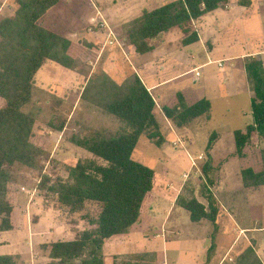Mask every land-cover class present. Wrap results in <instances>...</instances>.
I'll use <instances>...</instances> for the list:
<instances>
[{"label":"trees","instance_id":"obj_1","mask_svg":"<svg viewBox=\"0 0 264 264\" xmlns=\"http://www.w3.org/2000/svg\"><path fill=\"white\" fill-rule=\"evenodd\" d=\"M0 11V232L11 231L15 223V198L12 188L23 182L24 173L36 180L37 197L67 218L78 216L71 223L84 222L75 229L71 240L42 245L47 262L41 264H155L151 253L105 256L103 245L114 237L126 235L140 218L141 209L153 187L152 169L137 163L133 153L144 139L155 146L161 117L172 129L181 131L194 120H209L211 104L206 99L194 100L175 94L157 108L138 76L129 68L125 77L115 80L96 66L87 71L83 58L86 45L75 44L65 35L42 25L44 17L58 0H7ZM228 0H172L125 24L121 39L138 55L153 50L155 39L176 29L182 35L180 45L198 41L193 23L217 9ZM93 55V54H92ZM45 62L76 73L84 79L79 103L96 122L79 123L70 144L89 153L92 159L78 160L65 167V174L55 172L57 163L51 156L49 133L61 134L67 126L62 114L63 98L51 90L37 87L36 75ZM244 72L251 91L252 124L244 131H234L235 155L240 157L252 135L264 139V66L259 56L244 60ZM108 125L112 129L108 128ZM216 133L210 135L206 152L212 149ZM261 170L244 169L240 181L244 189L264 187V151L259 155ZM97 160H102L101 165ZM52 163L53 169L46 172ZM54 164V165H53ZM214 173L210 157L201 167L199 193L204 204L197 201L190 189L176 200L188 213L191 223L207 221L213 228L211 246L204 264H209L214 248V235L223 211L212 194ZM17 256H0V264H18ZM234 264H262L251 246L234 257Z\"/></svg>","mask_w":264,"mask_h":264},{"label":"rangeland","instance_id":"obj_2","mask_svg":"<svg viewBox=\"0 0 264 264\" xmlns=\"http://www.w3.org/2000/svg\"><path fill=\"white\" fill-rule=\"evenodd\" d=\"M59 1L58 9L56 7V10H59L56 13L58 18L56 31L62 29L63 33L73 41L94 44L98 43L97 41H101L100 34L103 35L102 33H99L98 37L95 36L94 38L92 33L86 32L88 25H90L88 22L89 18L95 16V7L100 5V0ZM228 1L230 3L229 10L223 11L226 14L212 25L215 29L209 31L210 35L204 36L207 37L206 40L212 46L209 50L201 48L199 43L182 48L180 46L182 35L175 29L168 32L164 39L165 42L169 43L167 50L158 48L151 54L136 55L140 60L139 63L134 62L131 58L127 59L130 65L137 70L138 75L143 79L145 78V81L146 79L149 82L171 79L155 92L159 97L162 96V98H159L161 99L160 104L177 93L188 97L190 95L197 97L198 90H200L199 94H203L207 100L211 101L212 109L208 121L203 118L196 119L187 125L185 129L178 132L159 119V136L163 140L162 143L159 146H155L154 141L156 139L152 143L144 139L139 141L133 153V159L137 163L152 169L156 182H163L170 174H172L171 179L173 181L179 182L182 180V173L185 174L186 171H189L187 172V179H183L186 183L192 184L193 188L197 187L198 193L202 183L201 167L205 163V157L202 155L197 160V156L205 154L206 146L212 133L218 135L213 154L215 156L229 157L228 164L218 174V178L225 177L223 188L226 186L239 187V171L253 168V163L249 159L232 157V153L235 150L233 132L243 129L245 123H249L243 115H239L240 109L249 110V100L245 97L243 59L245 60L248 56L251 58L259 56L264 66V0ZM103 2L105 5H111L112 0H103ZM121 2L123 1L116 0V6L107 8L106 12L118 11L122 7ZM134 2L136 4L138 2L142 3L143 0ZM90 4L95 6L91 7ZM7 5V0H0V11H3ZM144 9L149 11L153 8L145 6ZM218 13L220 14L221 11L219 10ZM207 23L211 24V22ZM69 31L77 33L74 36L76 39L70 37ZM109 44H114V40L112 43L109 41ZM109 49L114 52L112 48L108 47L107 50ZM129 49L134 56L133 49ZM160 56H164L161 61L157 60ZM101 60L97 64L100 68H102ZM207 61H218L222 67H217L216 64L218 62H213L206 67L184 74L193 66ZM124 62L122 55L114 59L117 69L119 65V69L124 70L127 66ZM102 63L103 65L107 64V69L109 68L105 57ZM89 66H87V71L89 72L96 67ZM235 66H238L236 68L242 67L237 70L234 68ZM180 74L182 75L180 76ZM228 74L236 78L234 84L237 96L234 98L229 97L234 87L223 80V77ZM35 81L37 87L51 90L50 94L52 96L63 98L61 112L67 115V126L61 134L49 133L47 140L52 145L51 156L57 163L54 171L64 176L65 167L74 164L78 160L93 158L89 153L74 147L69 142L70 136L79 131V123L82 121L85 124L96 122L94 115L86 114L84 106L77 101L79 100L78 93H80L78 90H80L84 80H77L76 74L72 71L63 69L52 62H45L38 71ZM1 105H3V101L0 99ZM108 128L112 129L110 125H108ZM176 138L181 139L182 144L177 142L176 146L173 143ZM253 142H258V138L255 137ZM260 149L264 150V147L260 146L255 149V152H260ZM189 157L195 161V166L191 167V170ZM97 162L101 165L105 164L102 160H97ZM52 169L51 163L47 167L46 172H50ZM23 177V182L14 186L12 191L16 195L15 202L17 206L21 205L25 209L26 224L21 222V215L18 214V227L15 230L0 232V256H17L19 257L17 259L18 264H40L45 254V251L41 249L42 245L59 240H70L76 233L73 231L74 228L82 230L87 226L84 222H79L77 225L71 223L72 220H78V216L67 218L65 212L56 211L52 207L47 208L43 201L37 197L34 189L37 181L28 173H24ZM190 178L192 181H190ZM22 194L25 195L26 199L21 196ZM249 195L250 211L240 209L241 213L247 212L248 215L246 216L249 218L245 222L238 224V209L231 214L230 218L235 222V226H232L229 222V226L220 230L224 232V235H219L220 233L217 235L216 233L214 236V248L209 257L210 264H217L223 258L241 227L246 228L252 225L254 221L257 223L256 227L264 225V189L260 193H249ZM167 201L169 202L168 199L163 201L165 209H167ZM162 210H159V212L161 213ZM176 212L182 214L176 224L181 234L166 236L162 241L159 239L158 241L148 242L144 239V233L140 234L138 231L140 235L134 236V239L130 233L139 230L138 221L132 226L127 233L128 235L116 239L109 245L104 244L101 253L103 255L121 256L164 251L167 264H204L211 244L207 233L212 232L213 228L208 225L207 229H204V227L191 223L188 214L182 209L175 208L171 214L172 219ZM36 217H38L37 223H35ZM249 236L255 239V242H251L255 253L261 259H264V230L260 233L252 234V236L249 234ZM165 242H167L166 245ZM248 245L242 238L229 253L231 261H228L227 255L221 264H234V257L244 251Z\"/></svg>","mask_w":264,"mask_h":264},{"label":"crops","instance_id":"obj_3","mask_svg":"<svg viewBox=\"0 0 264 264\" xmlns=\"http://www.w3.org/2000/svg\"><path fill=\"white\" fill-rule=\"evenodd\" d=\"M122 1H123V2H121L122 7L119 8L118 11H111V13L106 12L107 8H109L111 6L112 7L116 6V0H112L111 5H105L103 0H100L99 1L100 5H96L95 16L89 18L88 22L90 25H88V28L86 29V32L92 33V36L94 38H95V36L98 37L99 33L103 34V35L100 34L101 41H97L98 43H96V44L87 43V42L85 43V42H81V41H73L67 35H65L63 33L62 29H59V31H56L55 28H57V22H58V18H57L56 13L59 12V10H56V7L60 3L59 0H58V4L55 7H53L48 12V14L44 17V19L42 21V25L48 29H51L53 31H56V32H59V33L65 35L69 40H71L75 44L86 45L85 51L82 55L83 58L90 57V59L86 62V65L87 66L90 65L89 67L94 68L95 66H97V64H99V62L102 58V60H101L102 66L101 67H102L103 71L105 73H107L109 76H111L112 78H114L115 80L119 81L122 78H124L125 75L123 73L126 70V68H129V70L131 72L135 73L138 76V78L141 80V82L143 83L147 92L152 96L157 108L159 109L164 104H166L174 95L172 97H170L169 99H167L164 103L160 104L161 99H159V98H162V96L159 97L155 92L158 89H160L161 87H163L162 85L164 83L168 82L171 79L169 78V79H163L161 81L155 80V81L149 82L148 79H146V81H145V78L143 79L141 76H139L137 73V70H135L130 65V63L127 61L128 58H131L134 60V62L139 63L140 60H139L138 56H136L138 54L135 53L134 49L131 46H128L124 43L123 39H121V33H122V30H123V27L125 24H127L130 21L138 18L142 14L143 11H146L144 9L145 6H150V8H153V9L149 10V11H152V10L160 7L161 3H163V5H165V4L170 3L172 0H143L142 3L138 2L137 4L134 2L137 0H122ZM90 6L94 7L95 5L90 4ZM226 6L227 7H224L223 9H217V10H215L209 14H206L205 16L201 17L199 20H197L193 23V28H194L195 32L197 33V36H198V41L196 43H199L201 45V48H204V50L205 49L209 50L212 47L210 42L208 40H206L207 37H204V36L209 34V31H212V29H215L214 27H212V25L214 23H216L218 21V19H222L223 15L226 14V12H223V11L229 10V6H230L229 1H228ZM57 9H58V7H57ZM219 10L221 11L220 14L218 13ZM149 11H147V12H149ZM207 22H209V23L211 22V24H208ZM206 23H207V25H206ZM173 30H175V29H173ZM68 33L71 34L70 35L71 38L76 39V37H74L75 34H77L75 31H69ZM109 33L112 34V36H110ZM167 33H162L155 39L154 44H153V50L148 54L155 52L158 48H161L162 50H167V47H169V43L165 42V40H164ZM113 40H114V44H109V41L112 43ZM196 43H193L191 45H194ZM191 45H188V46H181L180 45V46L182 48H185V47H189ZM108 47L112 48L114 52H112L111 49L107 50ZM129 48L133 49V51L135 53L134 56L131 53V50ZM119 55H122V57L125 61L124 64H127V66L125 67L124 70L119 69V65H118V69H117V64H114V59L116 57H118ZM104 57L107 59L108 66H109L108 69H107V64L103 65V63H102ZM163 57L164 56H160L157 60L161 61V58H163ZM213 62H218V61H207V62L201 63L197 66L195 65L191 69H189V71H187L184 74L196 71L197 69L202 68V67H206L210 63H213ZM242 64H243V70H244V59H243ZM221 67H222V65H221ZM236 67H238V66H235L234 68L239 70L242 66L240 68H236ZM181 75L182 74H180V76ZM76 76H77V80H79V79L84 80L83 78H79V76L77 74H76ZM235 79L236 78L231 74L225 75L223 77L224 82L230 83L234 87V89H232V93L229 94L230 98H234L235 96H237V91L235 90V84H234ZM83 82H82V86H81L80 90H78L79 92H81V90H82ZM194 82H196V80H194ZM244 83H245V95H246L245 97L248 98V100H249V110L245 111L244 109L243 110L240 109L239 115H243V117L245 119H247L248 120L247 122H249V123H245L243 129L236 130V131H244L247 126L252 124V118H251V113H250L251 91H250L249 84H248L247 79H246V75H245V82ZM198 92H200V90L197 91V97L192 96V95H190L189 97L193 98L195 101L201 100V99H206L203 94L201 95ZM78 95H80V93H78ZM208 101L211 102L210 100H208ZM211 109H212V106H211ZM225 113H227V111H225ZM210 115H211V112H210ZM158 118L160 120H162L163 122H165L166 124L170 125V123H168L166 120H164L160 114H159ZM206 121H208V120H206ZM170 127H171V125H170ZM255 137H257V136L252 135L249 144L243 149L242 155L240 157L235 155V150L232 153V157L239 158V159H244V158L249 159V161H251V163H253V168H248V169H251L254 172H259L261 170L259 155H260V152L264 151V150L260 149V152H255V149H258L260 146H262V148L264 147V139L257 137L258 142L254 143L253 141H254ZM217 139H218V135H217L216 140ZM180 140L176 138V141H174L173 143L175 145L177 144V142L180 144L182 142V140L181 141ZM216 140L214 141L212 149L210 151H208V153L205 151V154H199L197 156V160L199 158H201L203 155L205 157V162H206L207 161V155H208L210 157V162L212 164V167L214 169L216 168V173H214V177H213L215 184H214V187L212 188V194L215 197V199L217 200V202L219 203V205L223 211V214L221 215V218H220L221 220L218 223V225H219L218 229L219 230L217 231V235H218V233H220L219 235H224V232H222L220 230L226 226H229V222L232 226H235V222L233 220H231L230 216L236 209H238L237 211L239 212L237 214V216L239 218L237 221L238 224L240 222H245L246 219L249 218L248 216H246V215H248V213L247 212L241 213L240 209H242V210L247 209L250 211L249 207H251V206L248 203V201L250 200V198H248V196H250L249 193H260V191H262V189H264V187H260L257 189H244V188H242L241 181H240L239 187L232 188V187L226 186L223 188V183H224L225 177L223 176V177L218 178V174L221 171V169L225 168L226 164H228V162H229L228 158L229 157L215 156L213 154V148L215 146ZM233 144H234V140H233ZM250 148H252V149H250ZM234 149H235V145H234ZM249 155H250V158H249ZM87 159H91V158H87ZM192 161H193V159L189 157L190 170L192 169L191 168V162ZM193 162H195V161H193ZM242 170H244V169H241L238 173L239 179H240V172ZM187 172H189V171H186L185 174H188ZM183 175H184V173H182V180L179 182L173 181L171 179L172 174H170L167 177V179H165L163 182H159V181L156 182L155 179L153 178L152 190L149 193L147 200L143 204V207L141 209L140 218L138 220L139 221V223H138L139 224V230H135V231H132L130 233L132 238L135 239L134 236H138V235L144 233V239L147 240L148 242H151V241H158L159 239L162 241V240H164V238H166V236L181 234V231L178 230V227L176 224L179 222L182 214L179 212H176L174 214L173 219H172V215H171L172 212L175 210V208L182 209L179 206H177V204H176L177 198L179 196L183 195V193H185V189H190L193 192V195L197 199V201L204 204V200L200 196L199 189H198V193H197V187L193 188L192 184H190L189 182L186 183L185 180L183 179ZM190 181H192L191 178H190ZM257 195H260V194H257ZM13 196H14V198H16V195L14 192H13ZM21 196L24 199H26L24 194H22ZM165 199L169 200V202L167 201V203H168L167 209H165L164 208L165 205H163L164 204L163 201ZM261 207H262V205H261ZM159 210H162L161 213L159 212ZM24 212H25V209L23 207H21V205L17 206V204H16V208H15L16 227H15V229L18 227V225H17L18 214L21 215V222L26 224L27 218H26ZM37 222H38V217H36L35 223H37ZM193 224H196L197 226L204 227V229H207L208 225H210V227H212L211 224L207 221H201L199 223H193ZM256 224H257L256 221H254L252 225H250L246 228L241 227L239 229V231H238L237 235L235 236V238L233 239L231 245L226 250L223 258L217 264H221L222 260H224L225 256H227V255H228L227 259H231L229 257L230 251L234 249V247L236 246L238 241H240L242 238L245 240V242H247L249 244L247 246V248L245 247L246 249H248L251 246L253 247L251 242H255V239L253 237H250L249 234H251V236H252V234H257V233H260L264 230V225L256 227ZM131 228H130V230H131ZM75 229L73 231H75ZM153 230H154V232H153ZM138 231L140 232V234L138 233ZM212 234H213V231L210 233H207L209 240H211L210 238H211ZM126 235H128V234H126ZM126 235H123V237ZM121 237L122 236L114 237V238L110 239L109 241H107L105 244L109 245L113 241H115L116 239H119ZM48 243H50V242H48ZM166 243L167 242H165V245H166ZM210 246H211V244H210ZM244 251L240 252V254H242ZM150 253L155 255V258H156L155 264H167L166 263V255H165L164 251H162L160 253H156V252H150ZM126 255H130V254H126ZM126 255H121L119 257H123ZM46 256H47V252H45L44 258H42L43 261H40L41 263L47 262ZM105 256H116V255H105ZM257 256H258V254H257ZM258 258L260 259L261 263L264 264V259H261L259 256H258ZM206 259H207V257H206ZM205 262H206V260H205Z\"/></svg>","mask_w":264,"mask_h":264},{"label":"built area","instance_id":"obj_4","mask_svg":"<svg viewBox=\"0 0 264 264\" xmlns=\"http://www.w3.org/2000/svg\"><path fill=\"white\" fill-rule=\"evenodd\" d=\"M111 35H112V34H110V36H111ZM217 66H218V67H221V64L218 62V63H217ZM199 159H200V158H199ZM193 166H195V163L192 161V162H191V167H193ZM187 177H188V174H184V175H183V178H184V179H187ZM228 261H231V259H228Z\"/></svg>","mask_w":264,"mask_h":264}]
</instances>
